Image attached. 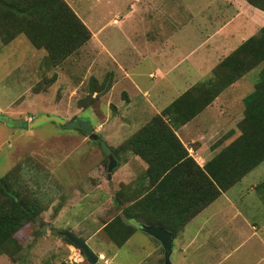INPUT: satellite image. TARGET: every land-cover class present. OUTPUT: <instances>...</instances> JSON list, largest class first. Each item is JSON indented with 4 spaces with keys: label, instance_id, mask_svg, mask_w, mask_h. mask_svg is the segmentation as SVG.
I'll list each match as a JSON object with an SVG mask.
<instances>
[{
    "label": "crops",
    "instance_id": "1",
    "mask_svg": "<svg viewBox=\"0 0 264 264\" xmlns=\"http://www.w3.org/2000/svg\"><path fill=\"white\" fill-rule=\"evenodd\" d=\"M64 1L90 31V38L79 48L81 55L89 52L91 66L107 69L103 72L111 83L104 96L115 97L121 90L127 100L113 117L110 112L102 115L103 122L90 109L109 147L119 152L116 161L120 165L111 173L112 181H134L131 188H118L122 189L121 199L131 202L132 189L142 196L149 185L144 174L151 173L146 172V161L131 149L120 148V143H126L184 92L191 89L193 97H205L206 87L194 86H207L214 67L259 32L264 26V10L246 0ZM19 35L24 34L13 39ZM36 49L47 54L43 48ZM81 55L76 58L82 59ZM254 69L259 67L224 86L194 117L172 127L199 166L240 135L243 98L256 81L248 74ZM167 91L176 95L165 99ZM93 94L95 97L96 91ZM75 113L72 119L79 114ZM35 117L20 119L32 121ZM131 125L136 129L124 137ZM261 163L191 216L176 234L172 232L175 258L171 264H264V174H253ZM161 250L164 259V248Z\"/></svg>",
    "mask_w": 264,
    "mask_h": 264
},
{
    "label": "rangeland",
    "instance_id": "2",
    "mask_svg": "<svg viewBox=\"0 0 264 264\" xmlns=\"http://www.w3.org/2000/svg\"><path fill=\"white\" fill-rule=\"evenodd\" d=\"M46 55L24 35L0 43L1 115L20 119L47 114L69 120L77 111V118L92 120L95 136L89 137L78 126L66 127L51 119L27 129L0 120V178H6L8 183L6 194L17 195L38 208L35 220L23 225L14 235L21 248L15 259L1 254L0 264H92L80 248L68 242L62 234L65 230L87 242L98 255L95 264H163L161 243L143 228L135 226L122 244L107 232L118 224L116 216L130 223L121 210L128 202L119 197L118 204L116 197L122 194L119 187L131 188L134 181L129 184L112 181L111 173L120 162L116 161L109 170V155L103 154L99 140L104 139L107 145L108 142L90 108L103 122L106 112L113 117L117 108L123 109L127 103L125 95H120V90L115 97L104 96L111 83L104 73L107 69L91 66L89 52L81 55L79 49L57 66ZM78 55L82 59H77ZM257 72V69L249 72L248 78L255 81ZM53 74L55 80L45 85ZM35 86H40L38 92ZM95 88L99 92L92 99ZM175 95L167 91L165 99ZM134 129L136 126L131 125L124 137ZM109 143L116 141L109 139ZM124 144L122 141L120 148ZM118 154L115 150L110 156L118 160ZM253 174H264V162ZM132 191L138 194L136 189ZM174 258L175 253H171L170 261Z\"/></svg>",
    "mask_w": 264,
    "mask_h": 264
},
{
    "label": "trees",
    "instance_id": "3",
    "mask_svg": "<svg viewBox=\"0 0 264 264\" xmlns=\"http://www.w3.org/2000/svg\"><path fill=\"white\" fill-rule=\"evenodd\" d=\"M246 1L264 10V0ZM19 33L36 48L45 49L47 60L54 66L64 62L90 38L88 28L64 0H0L1 42L7 43ZM255 67L259 69L254 88L243 98L240 135L199 166L188 156L172 127L194 117L224 86ZM55 78L53 74L45 85ZM199 86L206 87L205 97H193L191 89L184 92L162 114L153 115L122 147L146 161V172L151 173L144 174L149 185L143 195L134 194L131 202L121 209L129 221L161 226L176 234L191 216L264 160V26L214 67L207 86L200 83L194 88ZM39 87L35 86L34 90L38 91ZM92 90L97 96L99 89ZM114 151L111 149L110 154ZM7 184L6 178L1 177L0 255L15 259L21 248L14 235L23 225L35 220L38 208L17 195H7ZM119 197H116L118 204ZM116 221V227L111 226L107 232L122 244L134 232L135 225L126 223L121 216H116Z\"/></svg>",
    "mask_w": 264,
    "mask_h": 264
},
{
    "label": "water",
    "instance_id": "4",
    "mask_svg": "<svg viewBox=\"0 0 264 264\" xmlns=\"http://www.w3.org/2000/svg\"><path fill=\"white\" fill-rule=\"evenodd\" d=\"M48 119H51L56 123L63 124L66 127L79 126L89 137L95 136L90 121L88 119H83L80 117L78 118L75 117L71 120H63L58 116H49L47 114H41L38 117L34 118L32 121H27L23 119H11L9 117L0 115V120L4 121L5 123H8L12 126L23 127L25 129L33 127L39 122ZM99 146L104 155H109V159H110L109 170L112 169L116 165V160L112 156H110L111 148L106 144V142L103 139L99 140ZM129 222L134 224L135 226L143 228L146 232L157 238L161 242L164 248V264H171L170 254L172 251L174 234L160 226H151V225L143 226L140 225L135 220H131ZM62 234L65 235L76 247L80 248L83 251L84 255L89 259L90 263L95 264L97 262L98 255L90 250L87 242L84 239L76 236L75 234H73L71 231L68 230L62 231Z\"/></svg>",
    "mask_w": 264,
    "mask_h": 264
}]
</instances>
